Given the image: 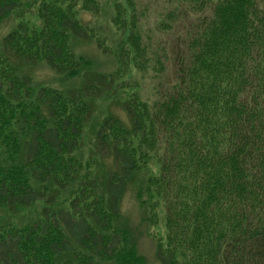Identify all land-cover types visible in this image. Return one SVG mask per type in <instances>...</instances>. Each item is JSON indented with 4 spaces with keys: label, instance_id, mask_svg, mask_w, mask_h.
I'll list each match as a JSON object with an SVG mask.
<instances>
[{
    "label": "trees",
    "instance_id": "1",
    "mask_svg": "<svg viewBox=\"0 0 264 264\" xmlns=\"http://www.w3.org/2000/svg\"><path fill=\"white\" fill-rule=\"evenodd\" d=\"M25 1L0 0V20ZM32 1L43 28L36 33L19 25L5 38L0 72L41 59L57 74L78 75L83 58L70 39L93 32L77 9L97 15L104 0ZM125 1L116 9L121 23L113 22L125 34L121 53L111 55L118 68L150 69L154 98L135 93L124 103L127 122L114 116L101 122L95 147L114 169L102 178L106 164L97 151L90 182L102 193L90 206L69 209L58 196L81 173L74 155L94 119L89 99L99 92L84 85L66 96L43 92L31 103L27 119L18 121L23 140L2 152L0 208L17 214L37 202L47 207L29 229L0 227V264H111L119 257L118 264H140L133 254H120L129 237L120 224L122 202L131 187L148 217H155L158 200L164 204L160 264H264V0H166L146 39L138 20L144 14ZM116 74L99 79L113 87ZM21 92H7L0 77V106L4 97L29 99ZM151 154L159 175L142 180ZM64 256L67 261H57Z\"/></svg>",
    "mask_w": 264,
    "mask_h": 264
},
{
    "label": "rangeland",
    "instance_id": "2",
    "mask_svg": "<svg viewBox=\"0 0 264 264\" xmlns=\"http://www.w3.org/2000/svg\"><path fill=\"white\" fill-rule=\"evenodd\" d=\"M165 1L133 0V7L136 8L137 16L144 14L143 17H138V20H141L139 28L144 37L150 34L154 25L159 21L160 16L164 14ZM119 5H126V1L104 0L99 7L100 11L97 15L81 12L80 9H77L79 19L83 20L82 23L93 32V35H89L92 39L90 37L85 40L70 39V46L73 52L77 57L83 58L78 75L57 74L41 59L26 61L23 64L25 65L24 67L19 65L20 68L23 67L22 69L15 66L17 71L8 65L0 72L4 89L7 92L12 93L14 89L22 88L20 96L25 99L29 95V99L25 101H15L4 97V102H1L0 111L5 114V118L0 119V160L7 159V157L2 155L7 145L12 146L14 142L23 140L25 130L18 126V121L20 118L27 119L28 107L32 105L31 103H37L43 92L66 96L69 95V92L82 89L84 85H91L96 88L97 93L99 92L95 95V99H89L94 110V119L92 121L89 120L87 126L83 127L78 142L79 149L74 155L81 173L74 175L67 189L60 192L58 196L60 204L65 209H69L71 203H77L80 207L90 206L100 196V192L102 193L100 187L95 188L93 183L90 182L96 169V157L99 162L104 157L106 168L102 171V173H105L102 178L106 179V174L108 175L114 169L112 158L109 156L108 159L107 153L99 152L98 148L95 147L96 134L101 122L108 116H114L127 122L124 103L127 98L135 93L140 98L150 101L154 98L155 87L153 78L155 74L150 69H147L146 73H144L140 68L137 69L133 65H128L127 69L118 68L117 61L111 55L114 51L118 54L121 53V49L118 47L120 46L121 38H124L125 35L121 28L119 29L113 24V22L121 23V20L117 17L116 10ZM19 25H25V27L36 33H40L42 30L43 23L39 7L32 0H26L20 10L14 15L0 20V54L3 52L2 46L5 38L14 32ZM98 39L101 41L103 49L98 47ZM116 72L119 73L116 74ZM113 73L116 74L115 80H118L112 85L113 87H108L99 79ZM10 83L12 84L11 87L9 86ZM108 91L111 92L106 95ZM5 123H8V125ZM134 145H136L135 140ZM97 151L100 153L98 156H96ZM159 169V160H157L155 154H151L140 178H145L146 180L147 177H155L159 175ZM156 201L157 199L153 202ZM157 205L158 209L155 217L153 213L152 216L150 214L148 217L145 213L146 210L140 207L136 190L131 187L127 191L122 202L120 224L127 228L129 237H126L128 242L126 249H123L120 254L129 252V254L134 255V258L138 259L140 264H160L156 259L157 248L159 244H166L167 231L164 204L161 200H158ZM45 207L47 205L44 202H37L29 207L20 209L17 214H10L9 210L5 209L6 207L0 208V227H14L21 230L23 228L29 229V227L42 221ZM150 218L153 220H149ZM68 257L58 258L57 261L63 263L67 261ZM120 259L121 257L111 264H118Z\"/></svg>",
    "mask_w": 264,
    "mask_h": 264
}]
</instances>
